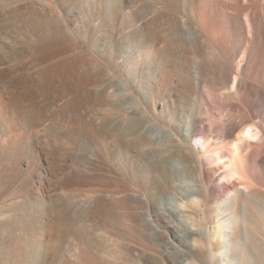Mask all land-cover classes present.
I'll return each instance as SVG.
<instances>
[{
	"label": "bare ground",
	"instance_id": "bare-ground-1",
	"mask_svg": "<svg viewBox=\"0 0 264 264\" xmlns=\"http://www.w3.org/2000/svg\"><path fill=\"white\" fill-rule=\"evenodd\" d=\"M261 235L264 0H0V264H264Z\"/></svg>",
	"mask_w": 264,
	"mask_h": 264
},
{
	"label": "rangeland",
	"instance_id": "rangeland-1",
	"mask_svg": "<svg viewBox=\"0 0 264 264\" xmlns=\"http://www.w3.org/2000/svg\"><path fill=\"white\" fill-rule=\"evenodd\" d=\"M77 42V43H76ZM79 42V43H78ZM75 44H76V47L80 50V48H81V50L82 51H87L88 50V47H87V45H86V42L84 41V40H78V41H75ZM78 45V46H77ZM80 50V51H81ZM262 236V238L264 239V235H261ZM124 263H127V264H136V262L135 261H133V262H131V263H129V262H126V261H124Z\"/></svg>",
	"mask_w": 264,
	"mask_h": 264
}]
</instances>
